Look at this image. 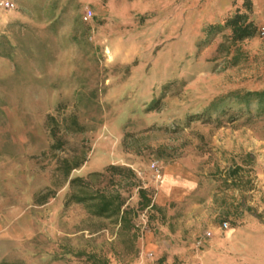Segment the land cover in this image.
<instances>
[{"label":"rangeland","instance_id":"rangeland-1","mask_svg":"<svg viewBox=\"0 0 264 264\" xmlns=\"http://www.w3.org/2000/svg\"><path fill=\"white\" fill-rule=\"evenodd\" d=\"M251 2L230 45L243 0H0V264H264V114L211 105L264 87ZM90 173L126 223L67 200Z\"/></svg>","mask_w":264,"mask_h":264},{"label":"trees","instance_id":"trees-1","mask_svg":"<svg viewBox=\"0 0 264 264\" xmlns=\"http://www.w3.org/2000/svg\"><path fill=\"white\" fill-rule=\"evenodd\" d=\"M252 2L251 0H243L242 10H236L231 16L223 21L221 24L210 25L206 30V39H209L212 35L218 34L224 29H229V34L225 36L226 41L231 44L252 37L256 31V23L251 20L250 14L252 13ZM219 47H223V43H219ZM223 99L229 100L225 105V108H231L236 106V111H245L246 114L251 115V109L257 115L264 114V87L260 90L254 91H232L216 100L211 105L215 106L220 104ZM253 107V108H252ZM225 111V110H224ZM223 111V112H224ZM228 111V110H227ZM235 114L231 112L230 116ZM53 120V118H52ZM70 127L74 131H79L82 127L77 123L76 119L71 118ZM53 138H56L55 130H51ZM56 142L59 143V139L56 138ZM83 163V160H76L69 162L64 160L62 165V171L64 176L67 178L71 170L78 168ZM121 168L117 166H108L106 171H117ZM238 168H235L228 174L230 183L235 184L236 178L235 173ZM98 173H90L86 178L74 177L68 180L69 186L72 191L69 193L67 200L74 203H80L85 206L87 211L98 217H117L120 223H126L128 221L129 209L123 208L124 201L121 195L117 192L106 193L101 190H94L92 188L91 180L97 177ZM140 195V208L141 209H154L156 206L155 202H151L150 198H147L144 190H139ZM240 207L243 208L248 214L256 219H261V214L257 213L251 206H248L245 201L240 202ZM88 261L90 264H101L98 259L89 257Z\"/></svg>","mask_w":264,"mask_h":264},{"label":"built area","instance_id":"built-area-1","mask_svg":"<svg viewBox=\"0 0 264 264\" xmlns=\"http://www.w3.org/2000/svg\"><path fill=\"white\" fill-rule=\"evenodd\" d=\"M7 6L9 5V4H6ZM91 15H92V12L90 11V10H87L85 13H84V15H83V18H84V20H88L90 17H91ZM263 33V32H262Z\"/></svg>","mask_w":264,"mask_h":264}]
</instances>
